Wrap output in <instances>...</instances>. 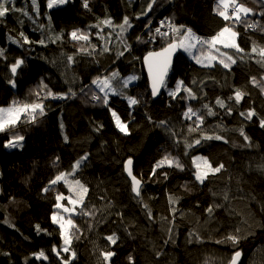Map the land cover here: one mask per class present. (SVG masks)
Wrapping results in <instances>:
<instances>
[{"label": "trees", "instance_id": "obj_1", "mask_svg": "<svg viewBox=\"0 0 264 264\" xmlns=\"http://www.w3.org/2000/svg\"><path fill=\"white\" fill-rule=\"evenodd\" d=\"M15 2L18 8L27 5L35 23L20 13H10L0 22V49L4 50V57H0V107L13 100H35L34 92L43 95L44 84L54 93L71 95V89L75 96L45 100L46 115L35 124L22 123L17 128L18 134L25 137L22 147L5 148L10 137L0 134V264H25L26 259L28 264H60L51 252L53 245H62L59 227L52 223L51 216L56 212V196L68 193V188L64 184L51 185L50 181L62 172L68 173L84 155L88 159L74 177L88 187L84 203L93 215L73 216L80 233L79 239L72 242L77 254L72 264H108L101 257V252L108 250L116 253L111 264H130L129 256L135 264H227L235 249L230 242L216 241L234 233L237 227L240 235L247 237L238 246L243 251L240 264H264V128L259 124V119L264 118V92L251 83L256 77L264 84V64L257 62L262 58L251 52L253 45L264 47V32L246 29L243 23L235 25L240 33L238 44L245 51L230 53L237 61L230 71L219 64L202 67L180 52L165 95L154 101L142 60L148 52L158 51L163 42L159 37L150 41V34L143 31L145 26L154 18L171 19L208 39L226 23L231 24L217 15V0H157L153 11L140 19H136V14L147 0H89L90 11L82 7V0L51 10L46 8V0H38L39 15L32 10L30 0ZM246 6L257 13L247 20L264 25V17L259 15L264 8L259 0H246ZM125 15L133 27L123 38L118 35L119 29L113 31L100 25L102 36L112 32L115 38L107 44L110 51H103L105 39L97 37L100 29L95 26L106 17L120 24ZM74 29L91 34L90 44L85 47L92 55L77 52L76 42L69 37ZM21 32L30 41L45 39L47 46L23 44ZM58 34H63L62 40L48 41L49 36ZM136 37L147 42L137 41ZM126 44L131 46L130 51H125ZM91 45H96L95 51ZM120 51H124L123 56L117 55ZM58 54L73 56L80 62V67L75 68L78 78L70 86L51 62V56ZM17 59H24L25 63L14 77L13 88L8 82L13 78L10 65ZM112 71L124 77L136 76L138 80L123 88V95L111 97L105 106L91 99L93 93L103 96L91 82ZM177 80L190 86L197 98L181 99L186 96L183 91L176 98L169 96L168 91L175 88ZM236 89L245 93L239 104L228 99ZM128 97L137 98L140 103L129 106ZM218 98L232 107L231 115L215 104ZM205 104L217 114L207 115ZM188 107L203 116L200 131H189L196 129L197 124L195 117L184 118ZM110 109L128 123L129 134L116 128ZM249 109H255L258 115L251 120L239 115ZM161 121L166 124L161 126ZM100 125L103 127L97 131ZM241 127L250 137L251 147L239 134ZM205 134L222 135L228 142L201 139L199 145L194 143ZM165 155L178 157L183 170L165 165L150 176ZM197 156L225 167L200 184L193 168ZM129 157L133 159L135 175L142 177L141 197L132 191L124 168ZM164 172L168 173L166 178ZM45 188L47 192L43 191ZM169 195L179 201L174 218ZM209 207H213V214L207 212ZM37 224L47 231L37 233ZM113 234L119 238L115 245L106 239ZM40 250L49 256L48 261L34 259L33 254ZM62 253L70 258L69 253Z\"/></svg>", "mask_w": 264, "mask_h": 264}, {"label": "snow or ice", "instance_id": "obj_2", "mask_svg": "<svg viewBox=\"0 0 264 264\" xmlns=\"http://www.w3.org/2000/svg\"><path fill=\"white\" fill-rule=\"evenodd\" d=\"M72 0H46V8L51 10L56 7H60L66 4L71 3ZM257 0H253V3H256ZM261 7L264 8V0H259ZM157 4V0H147L146 6L143 7L140 13L136 14V19H140L141 16H146L148 13L153 11L154 5ZM30 5L32 10L39 15V3L38 0H30ZM82 7L87 10H91L89 8V0H82ZM231 10V12H230ZM217 15L223 18L225 22H231V24L226 23L224 27H222L216 34L212 35L208 39L201 38L196 35L191 28H188L184 25H176L173 20L168 19L166 21L161 22L160 27H156L154 29L153 35L149 37V40L155 42L156 37H159L163 42V46L158 51H150L143 58V62L147 66L148 75L151 81V95L153 97L157 96L160 93L161 88H167L166 78L168 76L169 70L172 66V59L177 50L182 49L184 52L188 53V55L196 62V64L201 65L202 67H215L218 63L225 69L231 70V66L236 64V59L233 55L222 52L221 48L224 49H234L237 53H244V49L239 46L237 43V38L240 33L235 30V25L243 23L247 28H258L261 32H264V25H261L259 22L250 23L247 20L249 15H256V11L252 7L246 6V0H217V7L215 9ZM10 13H20L21 15L27 17L29 20H33L32 15L28 11L27 5L23 8L16 7L15 0H0V22H2L3 18H5ZM259 15L264 17V10L259 12ZM50 21V17H49ZM23 23V21H21ZM33 23L35 21L33 20ZM107 26L112 28L113 31L119 29L118 35L123 38L125 33H127L132 27L131 19L129 16L125 15L120 24H115L111 17H106L100 21V24H97L99 32L96 33L97 37L100 39H105V46L103 51L108 52L110 48L107 47V44L111 43L109 39L112 33H107L106 37L102 36L103 28L100 25ZM44 25H40V28L43 29ZM162 27H167L168 31H161ZM20 36L23 37V44H32L39 43L41 45L47 46L45 39H39L38 41H30L23 32L20 33ZM90 33H86L81 29H74L69 33L70 41L76 42L77 52H84L88 55H92L91 51H88V48L85 45L90 44ZM48 41L55 43L59 40L63 39V34H58L54 36H49ZM137 41H142L140 37H136ZM14 43H19V41H13ZM83 42V43H81ZM93 51L96 50V45H91ZM131 46L125 45V51H130ZM252 53H257L262 59L257 61L258 63L264 64V47H257L253 45L251 48ZM118 56H123L124 51H120L117 53ZM0 57H4V50L0 49ZM243 59V57H241ZM67 60L69 63L74 62L73 56H68ZM24 59H17L10 65V73L13 77L9 79V83L14 88L16 86V80L14 77L17 75L18 69H21L22 65H24ZM138 79L136 76H129L127 78H121L118 71H112L110 74L105 75L103 77L97 76L94 80H92V84L96 86L100 93H103V96L97 95L93 93L91 95V99L94 101H100L105 106L109 104V96L110 95H123L120 91L121 88H127L128 84ZM261 80H264V77H261ZM193 84L196 83L194 80ZM251 83L253 86L260 87L261 92H264V84H261L260 80H257L256 77H252ZM44 89L43 95H41L40 91L34 92L35 100L31 101H18L13 100L11 104L7 107H0V134L7 133L9 135V139L4 144L5 148H19L22 147V142L25 137L23 135L18 134L17 128L22 123H31L35 124L38 118L46 115V109L44 101L51 99H69L72 96H75L74 92H71L69 89V93H54L51 89L48 88L46 84L42 85ZM83 91V89H81ZM184 92L186 96L181 97V99H196L197 95L192 90V88L185 84L183 80H177L175 82V88L170 89L168 91V95L176 98L181 92ZM245 93L236 89L234 96H229V100H234L235 104H239L244 98ZM129 106H135L140 103L139 99L134 97H128ZM215 104L222 109H226L227 114H232V107H229L224 100L216 99ZM207 110V115H216L217 113L210 107L208 104L203 106ZM111 111V115L115 121L116 128L124 134H129L128 123L123 121L116 111ZM240 116L244 117L246 120H251L254 116H257V112L255 109H249L247 112L241 111L239 113ZM196 118V129L189 128V131H200V126L203 124V116L199 115L192 107H188L187 111L184 113L185 119ZM149 119H151L149 117ZM161 126L166 124L165 121L160 122ZM259 124L261 128H264V118L259 119ZM103 125H100L97 128V131L102 128ZM239 134L243 137L244 141L247 142L246 146L251 147L252 143L250 137L245 134L243 127L238 129ZM67 136H65V141H67ZM201 139L206 140H224L225 143L228 141L222 135H203L201 138H198L194 141L195 144L199 145L201 143ZM191 145H189L190 147ZM88 156L84 155L80 159L75 161L73 165L74 169H79L83 163V161L87 160ZM193 163L196 166L195 178L200 183L203 184L205 180L208 179L209 175L218 174L224 169V165L222 163L213 165V162L209 160L208 157L200 156L196 157L193 160ZM167 165L168 167H175L180 170H183V164L181 163L178 157H174L171 155H165L162 159H160L151 170L150 176L156 175V169H160ZM133 159L129 157L124 164L125 171L127 172V176L131 178V188L135 193L136 197H141V185H142V177L138 178L137 175L133 173ZM74 173H60L54 179L50 181L51 185H56L60 181H64L65 183H69L67 180V176ZM163 175L165 178L168 176L167 172H164ZM76 186L75 189L70 188L71 191L75 192V198L72 196L65 197L63 194L56 196L57 203L55 207L57 209H61L63 213L68 214L67 218L60 213H54L51 216V220L53 224L58 225L60 230V236L62 239V246L58 249L56 245L51 247V252L55 254V257L59 259L60 264H72V260L76 258V251L71 247L73 239H79L80 228L74 222L73 216H84L89 217L93 215L92 211H89L84 203L85 197L89 192L88 187H86L79 179H76L71 182ZM44 192L48 191V188L43 190ZM224 200L227 201L229 197L227 194L224 195ZM67 199L68 204L71 207L64 205L61 201ZM168 202L171 205L170 213L174 218L176 216L178 204V198L173 195L168 196ZM220 205H216L219 207ZM144 207L148 209V205L145 204ZM207 212L209 214H213V207L207 208ZM147 215L150 219H152L151 210L148 209ZM164 219H168L165 217ZM7 223V221H5ZM247 221H245L246 223ZM13 226V225H10ZM264 227V225H261ZM35 229L37 233L41 231L46 232L47 230H42L40 225H36ZM169 239H171V228L168 229ZM241 229L239 227L234 229V233H229L223 239L217 240L216 243H224L230 242L235 251L228 258L227 264H240L241 257L243 255V251L239 249V244L242 239H246V236L240 235ZM190 235H195L194 233H190ZM27 239V238H26ZM106 239L113 245L116 244L119 239L115 234L109 235ZM197 239L199 237L197 236ZM167 243V241H166ZM63 253H70V258H65L61 255ZM5 256H10V253H3ZM116 253L112 250L102 251L101 257L104 262H108L111 264V259L114 257ZM159 255V253H158ZM35 260H44L48 261L49 256L46 255L44 250H40L37 253L33 254ZM130 264H135L133 258L131 256L128 257ZM25 264H28L27 259L25 260Z\"/></svg>", "mask_w": 264, "mask_h": 264}, {"label": "rangeland", "instance_id": "obj_3", "mask_svg": "<svg viewBox=\"0 0 264 264\" xmlns=\"http://www.w3.org/2000/svg\"><path fill=\"white\" fill-rule=\"evenodd\" d=\"M230 12H231V10H230ZM112 33V32H111ZM110 40H111V42H113L114 40H115V38H114V33H112V35H111V37L109 38ZM237 43H238V38H237ZM110 44V43H109ZM182 49H180V51H181ZM182 52H183V50H182ZM51 62H53V64L55 65V67L56 68H58L59 69V71L61 72V74H62V76H64L65 77V82L70 86L71 84H73V83H75L76 82V80H77V71L75 70V68H79L80 67V62H78V60H75L74 59V62L73 63H69L68 62V60H67V56H64V55H62V54H58V56L57 55H52L51 56ZM199 65V64H198ZM107 72V71H106ZM106 72H104V73H106ZM111 72H108L107 74H105V75H108V74H110ZM105 75H103V76H105ZM103 76H101V77H103ZM121 78H127V77H129V76H126V77H124V76H120ZM137 80L138 79H136V80H133V81H131L129 84H128V86L129 85H133V83H135V82H137ZM168 81V80H167ZM167 83V82H166ZM91 86H93V87H95L96 88V86L95 85H93L92 84V82H91ZM90 86V87H91ZM97 89V88H96ZM166 89V88H165ZM165 89H164V93H165ZM98 90V89H97ZM123 90V88H121L120 89V91H122ZM99 91V90H98ZM100 93V92H99ZM163 93V94H164ZM101 94H103V93H101ZM165 95V94H164ZM163 95V96H164ZM114 95H110L109 96V101H110V99H111V97H113ZM127 101H128V99H127ZM7 106H9V105H7ZM6 106V107H7ZM7 149H12V148H7ZM197 157H200V156H197ZM196 158V157H195ZM194 158V159H195ZM193 159V160H194ZM83 163H84V161H83ZM83 163H82V165H83ZM75 164V163H74ZM81 165V166H82ZM193 168H195V172H196V166H195V164L193 163ZM78 171V169H74V168H72L68 173H74V174H71V175H68L67 176V180L69 181V183H65L64 181H60L59 183H57L56 184V186L57 185H65V186H67V188H68V193H64L63 195L65 196V197H69V196H72L73 198H75V192L74 191H71L70 190V188H72V189H75L76 188V186L74 185V184H72L71 182L72 181H74V180H76V179H79V178H77V177H74V175H76L77 172ZM74 177V178H73ZM80 180V179H79ZM81 181V180H80ZM82 183V182H81ZM84 184V183H83ZM85 185V184H84ZM86 186V185H85ZM60 195V194H59ZM61 203H63L64 205H66V206H69V207H71V205H69L68 204V200L67 199H65V200H63V201H61ZM55 213H60L61 215H64L66 218H67V215L68 214H66V213H63L62 212V210L61 209H57L56 208V212ZM62 246V245H61ZM60 246V247H61ZM59 247V248H60ZM58 248V249H59ZM62 254H66V253H62ZM70 254V253H69Z\"/></svg>", "mask_w": 264, "mask_h": 264}, {"label": "water", "instance_id": "obj_4", "mask_svg": "<svg viewBox=\"0 0 264 264\" xmlns=\"http://www.w3.org/2000/svg\"><path fill=\"white\" fill-rule=\"evenodd\" d=\"M180 52H182V51H180V50H177L176 51V53L174 54V56H173V59H172V66H171V69L169 70V73H168V76H167V78H166V82H167V80L169 79V77H170V75H171V72H172V70H173V68H174V66H175V60H176V58L178 57V55L180 54ZM147 55V54H146ZM145 55V56H146ZM144 56V57H145ZM143 57V58H144ZM142 63H143V70H144V74H146V80H147V84H148V86H149V92H150V94H151V81H150V78H149V75H148V71H147V66H146V64L143 62V60H142ZM164 89L165 88H161V90H160V93L157 95V96H155V97H153L152 96V98H153V100L155 101V100H159V99H161L162 97H163V93H164ZM133 165H134V163H133ZM132 167H134V166H132ZM127 173V172H126ZM133 173H134V170H133ZM134 175H135V173H134ZM129 179H130V181H131V178L129 177ZM142 185H143V182H142ZM141 185V186H142Z\"/></svg>", "mask_w": 264, "mask_h": 264}, {"label": "built area", "instance_id": "obj_5", "mask_svg": "<svg viewBox=\"0 0 264 264\" xmlns=\"http://www.w3.org/2000/svg\"><path fill=\"white\" fill-rule=\"evenodd\" d=\"M162 21H166V20H156V18H154V19H152V21L148 24V25H146L145 26V28H144V32H148L149 34H150V36L151 35H153V33H154V29L156 28V27H160L161 26V22ZM155 24V26H153ZM176 24V23H175ZM177 25V24H176ZM169 29L167 28V27H162L161 28V31H168Z\"/></svg>", "mask_w": 264, "mask_h": 264}, {"label": "crops", "instance_id": "obj_6", "mask_svg": "<svg viewBox=\"0 0 264 264\" xmlns=\"http://www.w3.org/2000/svg\"><path fill=\"white\" fill-rule=\"evenodd\" d=\"M182 51V50H181ZM221 51L222 52H227V53H233L232 51H235L234 49H224V48H221ZM183 53L184 54H186L187 56H188V58L191 60V61H194L189 55H188V53H186V52H184L183 51ZM195 62V61H194ZM196 63V62H195ZM218 64V63H217ZM201 66V65H200Z\"/></svg>", "mask_w": 264, "mask_h": 264}]
</instances>
